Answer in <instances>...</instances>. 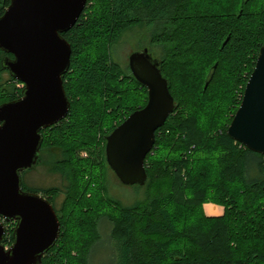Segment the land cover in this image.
I'll use <instances>...</instances> for the list:
<instances>
[{
  "label": "trees",
  "instance_id": "trees-1",
  "mask_svg": "<svg viewBox=\"0 0 264 264\" xmlns=\"http://www.w3.org/2000/svg\"><path fill=\"white\" fill-rule=\"evenodd\" d=\"M10 1L0 0V16ZM136 25L150 31L175 108L146 156L142 197L126 204L108 191L105 146L149 100L129 63L112 56ZM62 33L73 47L63 76L70 110L42 130L39 153L62 154L50 166L62 183L39 188L58 210L61 236L42 264H98L104 243L105 264H264V153L227 132L264 43V0H87ZM6 54L0 49L1 105L24 90L3 66ZM209 201L225 206L222 216L205 213ZM6 223L3 242H13L17 223Z\"/></svg>",
  "mask_w": 264,
  "mask_h": 264
},
{
  "label": "water",
  "instance_id": "water-1",
  "mask_svg": "<svg viewBox=\"0 0 264 264\" xmlns=\"http://www.w3.org/2000/svg\"><path fill=\"white\" fill-rule=\"evenodd\" d=\"M87 0H11L0 16L2 63L23 82L17 99L0 104V264H42L45 252L61 236V221L50 199L23 187L22 171L40 156L42 130L68 116L69 97L64 73L71 64L72 45L66 32L80 18ZM244 97L227 132L246 147L264 153V43ZM134 77L147 85L146 104L132 111L106 135V158L123 184L148 180L146 156L156 130L174 111L168 80L159 58L148 47L129 55ZM8 221H16L11 246L3 239Z\"/></svg>",
  "mask_w": 264,
  "mask_h": 264
},
{
  "label": "rangeland",
  "instance_id": "rangeland-1",
  "mask_svg": "<svg viewBox=\"0 0 264 264\" xmlns=\"http://www.w3.org/2000/svg\"><path fill=\"white\" fill-rule=\"evenodd\" d=\"M149 33L150 31H147L144 26L136 25L132 29L130 28L126 30V33L123 35L120 41L113 45L112 56L115 59L119 60V63L122 65L123 68H127V65L130 60L129 55L131 52L137 51V49L143 47L144 45H146L147 47L151 45L149 42ZM156 51L159 53V50ZM3 75L6 77L8 73L5 72V74ZM84 154L87 155L86 152H84ZM61 155L62 154L60 153V151L57 150L54 146L47 147L41 150V161H39L38 164L35 165V168L31 171H28L26 169V171H22V179L26 181V185H28V189L26 190H30V192H33L34 190H36V188L39 189L41 187L44 188L49 187V185L51 186L56 184L57 186H59L62 181L60 177L56 175V172H52L50 170V166L51 164H53L55 158L57 159ZM107 184L109 187L108 191L111 193V195L114 196V198L124 200L126 204H129L130 200H133L134 198L138 199L142 197V194L144 193L143 187H141V185H138L137 183L125 185L120 181V179L116 175H114L113 172L109 174V181ZM38 192L43 194V191L41 189H39ZM62 197L63 194L61 193V196H58L56 198L57 208H59V204L62 200ZM210 204H217L220 207L223 206L224 212L225 206L223 204L220 205L217 202L209 201V205H207L208 210L209 208L211 209ZM222 215L223 213L218 216ZM99 246V251L95 254V258L97 260L96 262L98 264H105L107 260H109L107 246H105V243L100 244Z\"/></svg>",
  "mask_w": 264,
  "mask_h": 264
},
{
  "label": "crops",
  "instance_id": "crops-1",
  "mask_svg": "<svg viewBox=\"0 0 264 264\" xmlns=\"http://www.w3.org/2000/svg\"><path fill=\"white\" fill-rule=\"evenodd\" d=\"M207 205H209V203H206L204 205V207H205L204 209H205V212H206L207 215H221L223 213V206L220 207L217 204H210L211 209L209 208V210H208L207 209L208 208Z\"/></svg>",
  "mask_w": 264,
  "mask_h": 264
},
{
  "label": "built area",
  "instance_id": "built-area-1",
  "mask_svg": "<svg viewBox=\"0 0 264 264\" xmlns=\"http://www.w3.org/2000/svg\"><path fill=\"white\" fill-rule=\"evenodd\" d=\"M21 85L24 86L23 82H21ZM3 244H4V246H5L6 249H8L11 246V243L9 241L8 242H5L4 241Z\"/></svg>",
  "mask_w": 264,
  "mask_h": 264
}]
</instances>
